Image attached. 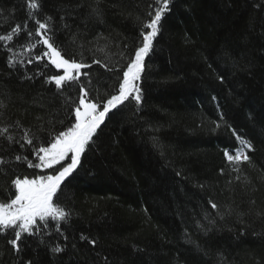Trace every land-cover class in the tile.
<instances>
[{
  "label": "trees",
  "instance_id": "1",
  "mask_svg": "<svg viewBox=\"0 0 264 264\" xmlns=\"http://www.w3.org/2000/svg\"><path fill=\"white\" fill-rule=\"evenodd\" d=\"M91 3L42 0L36 18L53 16L65 58L91 64L81 70L91 83L80 79L88 98L99 102L116 93L117 76L140 45L141 26L159 5L101 0L97 20L88 15ZM169 9L145 58L142 104L121 106L100 134V147L87 151L75 178L62 185L58 203L73 213L61 223L68 239L56 238L51 221L53 236L46 239L66 250L53 256L30 238L17 254L7 244L11 237L0 236V264H264V0H171ZM25 21L34 30L25 0H0V35ZM101 34L109 39H98ZM27 42L23 27L14 41H0V101L7 105L0 127L9 125L17 140L26 130L32 135L44 127L47 135L53 124L60 131L74 120L54 83H44L62 72L46 57L35 61L42 46L29 51L21 46ZM105 45V52L96 50ZM13 56L22 61L15 70L7 64ZM69 94H79L75 83ZM236 135L253 146L250 164L225 159V149L234 154L240 147ZM3 147L0 155L37 162L30 146ZM36 173L19 163L0 175V202L14 198L12 179ZM81 234L97 239L96 246Z\"/></svg>",
  "mask_w": 264,
  "mask_h": 264
},
{
  "label": "snow or ice",
  "instance_id": "2",
  "mask_svg": "<svg viewBox=\"0 0 264 264\" xmlns=\"http://www.w3.org/2000/svg\"><path fill=\"white\" fill-rule=\"evenodd\" d=\"M100 3L101 0H92V3L88 5V15L97 20L102 19L103 16ZM156 3L159 6L154 12L148 13L150 19L141 26L140 45L135 48L134 55L122 71V76H117L119 84L116 93L108 96L104 101L94 102L88 98L89 93L80 78L81 75L89 77L88 73H82L81 70L90 68L91 64L83 61L78 62L75 58H65L62 49L57 45L54 17L45 15L43 21L36 18L41 9L42 0H25L26 14L29 19L35 22L34 30H28V24L25 21L23 26L16 24L9 33L0 35V41L12 42L14 38H18L23 27L28 42L21 46L26 47L29 51L36 49L38 45L42 46L41 54L36 55L34 60L41 61L46 57L48 63L55 69L63 70V74L46 77L44 83H54L57 94L64 97V103L71 107L69 116H74V120H70L64 130L55 131L53 124L52 130H48L47 135H41L46 131L44 127L37 128L35 133L29 135L31 131L29 129L19 140L8 134L9 125L0 127V151L6 150L3 147L4 144H7L9 149L13 144H19L21 149H25L27 145L30 146V151L37 161L34 163L27 156L21 154H15L10 158L0 155V175H7L8 169H14L15 165L19 163H27L28 168L40 169L43 173L35 175L34 178L25 176L21 179L17 176L12 179L10 183L14 189L12 193L14 198L0 202V236L11 237L7 239V244L15 253L22 252V244H28L30 238L38 247H46L53 256H58L66 250V245L52 244L51 240L46 239V237L53 236V232L48 230L50 221L55 222L52 227L56 238L68 239L61 228V223L67 225L73 213L58 203L60 195L64 194L62 185L66 187L65 181L70 177L75 178L74 173H78V168L82 166V157L85 153L95 151L100 147L98 143L100 134L108 126V122L119 114L121 106L129 101L134 102L137 106L142 104V88L139 82L145 72V58L154 50V41L161 31L162 18L170 10L171 0H162V2L156 0ZM61 20H63V16H61ZM62 27L67 29L69 25L65 23ZM75 36L76 34H73V43H75ZM98 39L108 40L109 38L101 34ZM80 47L83 48L84 45L81 44ZM89 50L91 51V49ZM96 50L105 52L107 45ZM7 51H12V49L8 48ZM121 55L123 54L121 53ZM19 63L22 61L17 60L15 56L7 60L8 67L13 70ZM28 63H33V60H28ZM92 63L100 64L104 68L108 67L101 60H93ZM44 67H48V64H45ZM109 70L119 72V69ZM38 74L43 75V73ZM24 78L32 80L33 76L25 73ZM220 79L222 81L223 77ZM74 83L78 86L79 94L75 97L70 94L65 95ZM88 83H91L90 77ZM6 107L7 105L0 101V109ZM2 115L3 113L0 112V116ZM41 119V117H37V120ZM14 126L22 127L20 121H15ZM233 134L235 135V133ZM236 139L239 141L240 147L233 150L234 154H229V151L225 149L226 161L233 165L250 164L251 158L245 149L252 151L253 146L238 135H236ZM44 170H51V172ZM234 171L239 172L240 168H234ZM237 180H239V176H237ZM211 207L216 209L217 205L212 203ZM204 231L207 232L209 229L205 227ZM79 239L87 241L93 247L98 242L97 239L84 234H81ZM25 264H33V261H26Z\"/></svg>",
  "mask_w": 264,
  "mask_h": 264
},
{
  "label": "rangeland",
  "instance_id": "3",
  "mask_svg": "<svg viewBox=\"0 0 264 264\" xmlns=\"http://www.w3.org/2000/svg\"><path fill=\"white\" fill-rule=\"evenodd\" d=\"M58 71L62 72V74H63V70H58ZM245 151L247 152V149H245ZM44 171L49 172V173L51 172V170H44ZM38 172L39 173L34 174L31 178H34L35 175L43 174L40 169H38Z\"/></svg>",
  "mask_w": 264,
  "mask_h": 264
}]
</instances>
